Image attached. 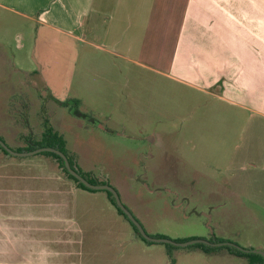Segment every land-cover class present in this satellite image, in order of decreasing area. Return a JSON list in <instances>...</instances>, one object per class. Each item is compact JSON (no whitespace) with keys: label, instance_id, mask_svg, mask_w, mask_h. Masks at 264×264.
Here are the masks:
<instances>
[{"label":"rangeland","instance_id":"374dc122","mask_svg":"<svg viewBox=\"0 0 264 264\" xmlns=\"http://www.w3.org/2000/svg\"><path fill=\"white\" fill-rule=\"evenodd\" d=\"M12 22L11 30L0 28V140L11 151L48 144L50 138L43 134L50 129L64 140L75 169L88 180L115 189L148 236L178 243L230 242L245 250L264 246V196L252 194L249 187L234 196L232 162L242 143L220 133L219 127L230 124L229 117L208 113L222 109L220 104L140 66L120 61L104 66V52L89 50L83 42H66L69 50L61 52L50 39L52 61L45 65L33 53L36 73L29 74L18 64L24 53L14 50L13 44L27 27ZM42 39L37 33V46ZM83 53L87 55L81 60ZM22 159L31 162L19 171L46 170L45 177H63L65 185L55 184L62 192L77 187L46 152ZM18 161L0 151L3 208L9 203L8 164ZM89 194H77L71 201L64 195L73 206L63 214L67 222L63 225L68 226L65 242L56 243L52 231L37 235L42 241L35 248L57 256L63 252L64 258L49 254L45 259L22 249L10 256L9 212L1 211L0 264L249 263L226 247L147 244L121 215L116 221L105 191ZM48 200L60 199L51 195Z\"/></svg>","mask_w":264,"mask_h":264},{"label":"crops","instance_id":"0c3cea01","mask_svg":"<svg viewBox=\"0 0 264 264\" xmlns=\"http://www.w3.org/2000/svg\"><path fill=\"white\" fill-rule=\"evenodd\" d=\"M12 21L27 27L13 44L14 50L24 53L18 64L29 74L36 73L33 53L45 65L52 61L50 39L61 52L69 50L66 42H83L89 50L104 52V66H116L118 61L140 66L220 104L222 109L208 113L229 117L230 124L219 127L220 133L242 143L232 162L234 196L247 187L264 196V0H0V28L11 30ZM37 33L43 38L38 46ZM26 157L8 164L9 203L6 208L0 205V212H9V255L16 257L22 249L46 259L50 253L35 248L42 241L37 235L52 231L56 243L65 242L68 226L63 225V214L73 206L64 195L71 201L77 194L92 192L73 186L62 192L55 184L65 185L67 179L45 177L46 170L19 171L28 168L31 161L22 159ZM51 195L60 200L50 203ZM106 200L116 221H121L107 196ZM257 249L264 252L262 244ZM57 254L50 255L64 258L65 253Z\"/></svg>","mask_w":264,"mask_h":264},{"label":"water","instance_id":"95a60500","mask_svg":"<svg viewBox=\"0 0 264 264\" xmlns=\"http://www.w3.org/2000/svg\"><path fill=\"white\" fill-rule=\"evenodd\" d=\"M0 148L3 149L8 155L13 156V157L32 156L34 154H38L41 152H48V153H52V154L58 156L61 159V161L63 163V167L67 171V173L69 175H71L73 178H75L85 188L92 190V191H107L108 193H110L112 196V199L114 200L115 205L117 206V208L124 214L126 219L134 226L138 235L143 240H145L147 242H150L152 244H161L162 243V244H167V245H171L173 247H179V248L187 247V246L194 245V244H202V245H206V246L211 247V248L231 247V248H234V249H236L242 253H245V254H256V255L261 256L263 259L262 264H264V252L263 251L245 250V249H242L241 247L237 246L236 244H233L230 242L211 243L209 241L202 240V239H193V240H190L187 242L178 243V242H173V241H171L169 239H165V238H156V237L148 236L145 233L142 226L140 225V223L133 217V215L130 213V211L122 204V202L119 198V195L115 191V189H113L112 187H110L106 183L102 184V185L101 184L96 185V184L89 183L84 177H82L80 174H78L70 166L69 161H68L67 157L64 155V153H62L60 150H58L56 148L41 147V148H37L35 150L28 151V152H13L1 140H0Z\"/></svg>","mask_w":264,"mask_h":264},{"label":"trees","instance_id":"16d2710c","mask_svg":"<svg viewBox=\"0 0 264 264\" xmlns=\"http://www.w3.org/2000/svg\"><path fill=\"white\" fill-rule=\"evenodd\" d=\"M43 137L45 138V137H49L50 138V142L48 143V144H38V145H36V146H34V149H37V148H41V147H52V148H56V149H58V150H60L62 153H64V155L67 157V159H68V161H69V164H70V166L78 173V174H80L82 177H84L78 170H76L75 169V166H74V164H73V162L68 158V156L66 155V153H65V147H64V140L60 137V136H58L57 134H54V133H52L51 131H50V129H49V131H48V129H47V131H46V133H44L43 134ZM33 148H25V149H19V150H17V152H28V151H32V150H34ZM0 151L2 152V153H4V155H6V156H9L3 149H1L0 148ZM46 154L47 155H49L50 157H52L53 159H55L58 163H59V167H60V169H61V171L63 172V174H65V176L68 178V179H70V180H72L74 183H75V185L78 187V188H80V189H82V190H85V191H88V192H96V191H92V190H89V189H87V188H85L83 185H81L75 178H73L71 175H69L68 173H67V171L64 169V167H63V163H62V161H61V159L58 157V156H56V155H54V154H52V153H48V152H46ZM89 183H91V184H96V185H98V184H104V183H96V182H93V181H91V180H88V178H86V177H84ZM106 192V194H107V197H108V199H109V201L111 202V204L115 207V209L117 210V212L119 213V215H121L129 224H130V226H131V228H132V230L134 231V233H136L137 235H138V233H137V231H136V229L134 228V226L126 219V217L124 216V214L117 208V206L115 205V203H114V200L112 199V196H111V194L110 193H108L107 191H105ZM138 237L141 239V240H143L139 235H138ZM156 238H161V237H159V236H157ZM145 243H147V244H152V243H150V242H147V241H145V240H143ZM219 242H221V241H214V242H211V243H219ZM195 245H197V246H201V247H203V249L204 250H212V249H214V248H211V247H208V246H206V245H202V244H195ZM227 249H229L233 254H235L236 256H238V257H245V258H247L248 260H249V263L248 264H262L263 263V259H262V257L261 256H259V255H256V254H245V253H242V252H240V251H238V250H236V249H234V248H231V247H226Z\"/></svg>","mask_w":264,"mask_h":264}]
</instances>
